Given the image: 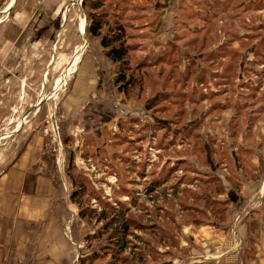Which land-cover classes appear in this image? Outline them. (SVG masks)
Here are the masks:
<instances>
[{
	"label": "rangeland",
	"instance_id": "1",
	"mask_svg": "<svg viewBox=\"0 0 264 264\" xmlns=\"http://www.w3.org/2000/svg\"><path fill=\"white\" fill-rule=\"evenodd\" d=\"M94 2L0 0V176L26 150L47 162L74 204L73 264H248L233 214L222 239L192 242L174 167L190 160L188 188L225 166L264 183V0H107L94 14L102 36L124 26L129 67L89 31ZM115 209L130 220L116 253Z\"/></svg>",
	"mask_w": 264,
	"mask_h": 264
},
{
	"label": "crops",
	"instance_id": "2",
	"mask_svg": "<svg viewBox=\"0 0 264 264\" xmlns=\"http://www.w3.org/2000/svg\"><path fill=\"white\" fill-rule=\"evenodd\" d=\"M46 165L47 162L33 158L31 150H26L12 161L0 176V264L75 262L74 204L65 198L66 190L60 184L51 181ZM224 169L227 171L224 174L215 172L224 188L223 194L218 195L212 191V184L209 185V192L213 199L227 202V220L186 225L192 226L198 236V239L195 238L192 242L201 246L203 241L213 242L222 239L221 231L227 227L228 231L231 229L230 217L233 214L234 219L236 217L239 221L242 231L239 238L246 246L245 254L255 253L248 264H264V183L257 188L258 190L255 187L251 188L254 182L251 179L253 168H246L245 173L240 168V176L232 179L228 174L230 166H225ZM246 173L249 177H246ZM237 185L240 188L239 192L236 189ZM200 187L195 180L193 190L196 191ZM232 191H235L236 196H232ZM235 203L244 206L242 209H249L243 214L234 208ZM189 252L188 247L183 256L186 260L190 258ZM200 257L203 258L192 262L219 264L217 258L211 261L216 257L212 252ZM244 259L245 255L241 262Z\"/></svg>",
	"mask_w": 264,
	"mask_h": 264
},
{
	"label": "trees",
	"instance_id": "3",
	"mask_svg": "<svg viewBox=\"0 0 264 264\" xmlns=\"http://www.w3.org/2000/svg\"><path fill=\"white\" fill-rule=\"evenodd\" d=\"M94 5L93 9L95 12L91 13V19L92 23L89 26V31L91 32L92 35L96 37H101V44L108 49L107 51V56L115 63H118L120 65L126 66L129 63V48L130 45L125 42V39H122V36L124 37V34L126 35L124 26H119L118 28V34L114 36H102L101 30L103 29L105 23L101 19L100 16L104 15L102 12L99 15H95L97 13V10L101 9L104 7V2L107 0H94ZM87 2V0H85ZM95 13V14H94ZM119 42L118 45L116 43ZM124 63H127L126 65ZM129 67V65H127ZM119 82L121 81H126V76L125 74H122L119 78ZM181 132H179L180 134ZM196 146V144H194ZM193 146V148H195ZM210 152L212 154V147L210 146ZM169 159H167V164L169 165ZM181 164V166L174 167V169H179L182 170V166L185 167L183 168V176H179L178 182L183 181L184 183L186 179L190 176V173L192 169L188 166L190 160L186 157L183 156L178 160ZM185 169V170H184ZM196 173L194 176V181L196 180L198 185L201 187L198 190H193V188H188L186 185L183 187V189L180 191V189L176 188L175 191H173V194H181L183 196H187L188 200H193L194 203L190 202V204H182V217L186 218V222L189 221L190 218H192V222L196 224H203L207 222L214 221V219L218 218L219 216L225 217L227 215V202L226 201H219L215 200L212 198V194L208 191L207 187H209L210 184L214 187L215 193L217 192H222L224 191V188L222 186V183L220 182V178L216 176L213 173H207L202 171L201 173H198L195 170ZM183 183V184H184ZM189 190L191 192L189 193ZM180 203V202H179ZM117 212V216L110 219L106 224H104V233H109V226L110 229L112 230V243L116 246V248H111L113 249V252H117V250L122 249V251H126L128 249L127 243H125V238L124 234H127L128 232V227L130 224V220L126 219V211L123 209H115ZM209 211V212H208ZM81 215L87 216L85 211L82 210ZM102 218L101 219H109L108 217L106 218V214L102 213ZM218 221V220H217ZM113 227H115L113 229ZM119 227V228H116ZM123 233V235H122ZM111 234V235H112ZM173 233H168L167 235H171ZM147 243H150L147 241ZM146 244V243H145ZM110 248V247H109ZM141 253V252H140ZM96 258V255L94 256ZM85 259L81 260L83 263ZM84 264V263H83Z\"/></svg>",
	"mask_w": 264,
	"mask_h": 264
},
{
	"label": "water",
	"instance_id": "4",
	"mask_svg": "<svg viewBox=\"0 0 264 264\" xmlns=\"http://www.w3.org/2000/svg\"><path fill=\"white\" fill-rule=\"evenodd\" d=\"M82 1V0H81Z\"/></svg>",
	"mask_w": 264,
	"mask_h": 264
}]
</instances>
